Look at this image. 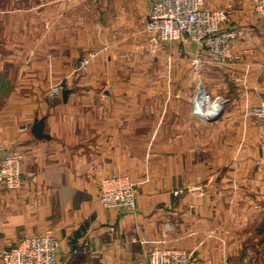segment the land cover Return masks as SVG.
Wrapping results in <instances>:
<instances>
[{
    "label": "crops",
    "instance_id": "1",
    "mask_svg": "<svg viewBox=\"0 0 264 264\" xmlns=\"http://www.w3.org/2000/svg\"><path fill=\"white\" fill-rule=\"evenodd\" d=\"M150 4L0 0V144L23 155L20 186L0 183V253L50 232L58 264H147L154 247L185 249L186 264H264L253 113L264 97V14L255 0H205L230 4L222 26L242 29L231 49L243 58L228 65L187 37L147 33ZM56 84L70 88L65 100L48 97ZM41 117L48 137L38 138ZM112 174L137 186L133 209L98 202Z\"/></svg>",
    "mask_w": 264,
    "mask_h": 264
},
{
    "label": "built area",
    "instance_id": "2",
    "mask_svg": "<svg viewBox=\"0 0 264 264\" xmlns=\"http://www.w3.org/2000/svg\"><path fill=\"white\" fill-rule=\"evenodd\" d=\"M255 8L264 14V0H255ZM231 5L208 8L205 0H151L144 30L161 40H175L187 37L199 44L207 56L215 62L233 65L241 61L243 53H234L231 41L242 33L240 27L222 26L228 17ZM95 52L89 50L83 55L78 66L87 70ZM63 86L56 84L48 92L49 98L60 94ZM210 95L203 93V100ZM195 109L202 111V104L195 100ZM259 137L264 145V97L254 106ZM27 129V126H23ZM22 153L11 151L0 144V183L7 189H17L22 181ZM181 189L176 192H180ZM138 189L125 174H112L100 182L98 202L104 207L133 209ZM113 226L109 227L112 231ZM58 239L50 232L23 236L18 242L0 253L1 264H58L56 250ZM190 259L185 249L178 247H154L148 254L147 264H186Z\"/></svg>",
    "mask_w": 264,
    "mask_h": 264
},
{
    "label": "water",
    "instance_id": "3",
    "mask_svg": "<svg viewBox=\"0 0 264 264\" xmlns=\"http://www.w3.org/2000/svg\"><path fill=\"white\" fill-rule=\"evenodd\" d=\"M69 91H70V88H63L61 90V94L64 100L67 98ZM219 112H220V107L217 106L215 109V112L212 115H210L209 118L210 119L215 118L219 114ZM44 123H45L44 117H41L39 119H36V121L32 124L31 131L38 138L48 137L47 133L43 131Z\"/></svg>",
    "mask_w": 264,
    "mask_h": 264
},
{
    "label": "bare ground",
    "instance_id": "4",
    "mask_svg": "<svg viewBox=\"0 0 264 264\" xmlns=\"http://www.w3.org/2000/svg\"><path fill=\"white\" fill-rule=\"evenodd\" d=\"M208 102V101H207ZM206 104V103H205ZM210 111V110H209ZM208 112V111H207Z\"/></svg>",
    "mask_w": 264,
    "mask_h": 264
},
{
    "label": "rangeland",
    "instance_id": "5",
    "mask_svg": "<svg viewBox=\"0 0 264 264\" xmlns=\"http://www.w3.org/2000/svg\"><path fill=\"white\" fill-rule=\"evenodd\" d=\"M1 262H2V260H1Z\"/></svg>",
    "mask_w": 264,
    "mask_h": 264
}]
</instances>
